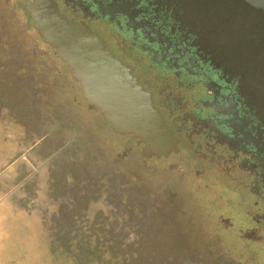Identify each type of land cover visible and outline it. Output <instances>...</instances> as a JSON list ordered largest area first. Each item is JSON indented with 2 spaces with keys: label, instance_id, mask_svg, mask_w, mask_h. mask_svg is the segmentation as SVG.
Here are the masks:
<instances>
[{
  "label": "rangeland",
  "instance_id": "374dc122",
  "mask_svg": "<svg viewBox=\"0 0 264 264\" xmlns=\"http://www.w3.org/2000/svg\"><path fill=\"white\" fill-rule=\"evenodd\" d=\"M26 1L0 0V264H264V192L259 201L251 195L249 174L229 171L223 149L197 148L192 92L174 78H166L164 92L188 127L185 154L198 149L204 157L190 172L178 155L145 160L141 148L123 152L117 136L105 138L93 126L85 147L77 137L65 148L78 84L39 34ZM156 4L166 10L163 0ZM173 21L176 31L188 28ZM106 32L121 52L130 46ZM125 54L165 81L139 50ZM52 129L62 142L56 147L44 137ZM29 160L28 174L22 162ZM186 177L192 188L182 184Z\"/></svg>",
  "mask_w": 264,
  "mask_h": 264
},
{
  "label": "water",
  "instance_id": "95a60500",
  "mask_svg": "<svg viewBox=\"0 0 264 264\" xmlns=\"http://www.w3.org/2000/svg\"><path fill=\"white\" fill-rule=\"evenodd\" d=\"M93 1L99 8L96 16L104 17L101 23L112 38L122 45L126 44V38L129 40L128 48L121 47L123 53L139 50L151 64L158 65L152 52L142 47L159 40L152 31L154 25L147 26L148 32L144 35L141 23L134 19L136 16L128 23L127 13L133 12L132 5L125 0H112L111 4L119 3L111 6ZM169 1L164 3L163 13L158 12L153 2L147 4L148 15L160 25L156 28L160 36L170 29L181 37L188 34L198 38L196 46L203 43L204 51L222 55L230 65L243 68L247 82L255 85V93L264 103V0ZM94 5L88 2L87 9L94 10ZM24 7L43 40L67 64L72 77L81 83L87 100L100 107L116 132L134 133L145 143L143 153L146 156L177 151L178 140L163 127L161 114L151 104V94L143 90L131 69L106 49L99 35L84 21L76 23L61 13L54 0H28ZM173 19L187 24L186 31L174 30L176 22ZM199 51L203 52V48Z\"/></svg>",
  "mask_w": 264,
  "mask_h": 264
},
{
  "label": "flooded vegetation",
  "instance_id": "af4514ba",
  "mask_svg": "<svg viewBox=\"0 0 264 264\" xmlns=\"http://www.w3.org/2000/svg\"><path fill=\"white\" fill-rule=\"evenodd\" d=\"M111 1L96 0L97 3H105L108 6L119 3L112 2L111 4ZM116 1L121 2V0ZM125 1L132 5L130 10L133 12L127 13L128 23H130L131 17L136 16L134 19L141 23L144 35H147L145 33V31L148 32L147 26H155L152 31L154 30L155 34L159 36L157 37L159 40L150 41V45L144 44L142 47L152 52L153 59L162 73L161 77L165 78V81L152 77L150 72L139 64L138 59L126 56L120 51L117 44L112 43L111 37L106 32L107 27L101 23L104 17L101 18V14L99 17L96 16L99 8L94 5L93 0H54L61 13L76 23L84 21L94 34L102 38L106 49L131 69L132 75L138 79L143 90L151 94V104L161 114L163 127L169 129L177 138V151L171 150L166 155L160 156L144 155L145 143L140 141L134 133L116 132L111 120L104 116L100 107L87 100L81 83L72 77L67 69V64L63 61L71 79L78 84L79 92V96L75 98V107L68 116L75 123L66 134L67 144L71 142L77 144L76 140L79 137L78 145L82 148L85 144L84 139L90 137L87 130L93 126V129L98 130L100 135L111 133L117 136L120 143L115 144L120 145L123 152H126V147L134 150L141 148L140 153L145 160L152 158L165 160L171 155H178L185 164L184 169L190 172L193 165L203 162L201 160L204 157L199 154L198 149L194 151L195 155L189 158L185 154L190 150V139L186 132L188 127L179 121V114L170 106L167 93L164 92V90H168L169 84L166 78L169 76L178 81L176 85L180 90L192 92L191 100L194 108L191 110V118H196L197 127L201 128L198 131H200L199 136L202 143L197 144V148L202 144L201 146H205L208 150L213 149L214 151V148L219 147L228 153L229 160L224 161L226 168L229 171H231L230 168L246 171L252 182L251 195L259 201L264 192V103L255 93V85L247 82V75L239 65L236 68L234 65H230L228 59L222 55H215L210 50L204 51L203 43L196 46L198 38L188 34L181 37L172 33L170 29L162 32L164 36H160V33L156 31L160 25L147 13V4L150 5L153 2L152 4L156 5L160 0ZM88 2L94 5L93 14L92 10L87 9ZM163 2L169 3L170 1L163 0ZM149 39L151 38L149 37ZM132 43L134 44V42ZM200 47L205 53L199 51ZM233 61L237 62V59L234 58ZM189 68H193V70H189ZM185 76L188 79H184ZM104 137L106 138V136ZM126 140L133 142V146H126ZM87 141L85 142L87 143ZM107 143L112 145L114 142ZM95 146L93 145V147ZM91 147L92 144H90ZM104 182L103 179L99 181L100 184H104ZM181 182L184 187L192 188L188 184L187 177L181 178ZM93 183L88 182L87 184L92 185Z\"/></svg>",
  "mask_w": 264,
  "mask_h": 264
},
{
  "label": "crops",
  "instance_id": "0c3cea01",
  "mask_svg": "<svg viewBox=\"0 0 264 264\" xmlns=\"http://www.w3.org/2000/svg\"><path fill=\"white\" fill-rule=\"evenodd\" d=\"M65 99L67 100L68 98L67 97H65ZM70 103V102H69ZM69 105H71V108H70V112L67 114V116H66V120L67 121H69L68 123H69V127L71 128L72 127V125H74V121H71L69 118H68V116H70V114L72 113V111H73V104L72 103H70ZM66 120H62V122H61V124H62V128H63V124H64V122L66 121ZM64 121V122H63ZM66 123V122H65ZM56 127L57 128H55L56 130L55 131H57V133L60 135V133H61V129H59V127H60V125H59V123L56 125ZM54 129H52V130H49V133L48 134H44V137L46 136L47 138H49V139H46V145H53V147H56V146H58V145H60V144H62V142L60 143V141H59V139L56 137V136H52L53 135V133H54V131H53ZM66 134H67V131H65V135L64 136H62V140H67V137H66ZM9 136H7V137H13L12 135H10V134H8ZM29 140V129L28 130H26V135H25V138H24V142L26 143L27 141ZM73 141V140H72ZM36 142H38V140L36 141ZM10 145H11V149L15 152V150L13 149V145H14V143H9ZM16 144V143H15ZM66 144H67V142H66ZM70 145H65V148L67 149V148H69V147H67V146H71V144H72V142L71 143H69ZM17 145V147H18V150H22L21 151V156L23 155V153L25 152L24 150H23V148H21V145H19V144H16ZM0 149H1V147H0ZM48 150V149H47ZM16 154H18V151H16ZM15 154V155H16ZM23 160V159H22ZM13 162V161H12ZM12 162H10L9 164H7L6 166H8V165H10ZM22 165L26 168V170H27V173L29 174V172L31 171V170H33V168H34V162L32 161V160H29L28 162H22ZM5 166V167H6ZM5 167H2V169H4ZM25 170V171H26ZM16 175H17V178H20V176H21V174H20V172L17 170V172H16Z\"/></svg>",
  "mask_w": 264,
  "mask_h": 264
},
{
  "label": "trees",
  "instance_id": "16d2710c",
  "mask_svg": "<svg viewBox=\"0 0 264 264\" xmlns=\"http://www.w3.org/2000/svg\"><path fill=\"white\" fill-rule=\"evenodd\" d=\"M25 8V7H24ZM26 10V9H25ZM27 11V10H26Z\"/></svg>",
  "mask_w": 264,
  "mask_h": 264
}]
</instances>
